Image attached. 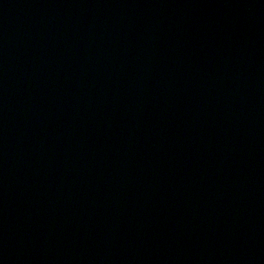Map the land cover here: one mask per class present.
<instances>
[{"label": "water", "instance_id": "obj_1", "mask_svg": "<svg viewBox=\"0 0 264 264\" xmlns=\"http://www.w3.org/2000/svg\"><path fill=\"white\" fill-rule=\"evenodd\" d=\"M0 264H264V0H0Z\"/></svg>", "mask_w": 264, "mask_h": 264}]
</instances>
